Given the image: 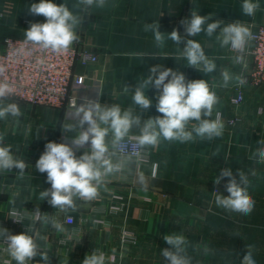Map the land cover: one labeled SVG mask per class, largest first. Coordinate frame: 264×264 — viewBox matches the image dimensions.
<instances>
[{"label":"crops","instance_id":"1","mask_svg":"<svg viewBox=\"0 0 264 264\" xmlns=\"http://www.w3.org/2000/svg\"><path fill=\"white\" fill-rule=\"evenodd\" d=\"M39 2L0 0V46L5 37L25 38L24 32L31 23L45 22L43 16L28 12L32 3ZM52 2L67 4L82 18L75 42L89 47L98 59L74 67L76 74L84 76L83 83L71 86L78 99L75 107L4 101L16 103L21 115L0 119V135L4 144L12 147L15 158L23 160L27 167L23 177L15 169L0 172V227L13 235L38 231L43 237L38 243L42 250L49 251L51 264H82L94 250L104 254L105 264H168L161 252L170 248L164 235L172 233L186 238L192 264H241L247 246L256 264H264V163L254 157L261 147L257 142L264 139V85L247 82L243 87L244 101L239 105L231 101L237 84L235 77L243 72L249 75L252 60L247 56L244 64L234 63L230 47L222 48L216 39L219 29L212 37L206 32L185 37L200 43L205 54L215 60L217 69L213 73L188 67L186 59L180 57L179 47L183 49L184 44L178 47L167 39V33L174 28L185 36L180 21L190 19L193 9L202 16L213 14L214 20L225 24L240 21L253 33L264 23V0H253L259 4L254 16L243 14V0H106L104 7H85L78 0ZM152 22H159L166 34L163 47H157L153 33L144 30L145 23ZM211 22L210 19L208 23ZM157 64L183 72L188 80L205 79L209 83L218 97L212 118L217 112L221 114L222 135L185 143L161 139L157 147L144 146L150 151L151 161L141 166L116 153L111 159L121 163L120 170L105 177L97 199H77L75 211L62 212L40 200V191L51 185L46 182L47 174L36 170L35 162L46 143H66L78 135L79 130L64 131L63 125L79 119L81 106L87 107L93 101L108 106L119 104L121 109L133 108L145 120L161 115L155 108L156 89L150 87L146 92L153 101L146 112L133 104L131 90L123 91L125 85L134 91ZM224 69L233 76L227 87L220 86ZM260 108L263 112H259ZM191 127L189 124V130ZM138 132L133 128L130 135L137 136ZM85 150H76V156ZM224 168L232 169L234 175L241 172L246 176L253 201L249 214L216 205L215 192L228 195V178H223L219 185L214 183ZM121 203H125L122 211L110 210L112 204ZM38 209L41 215L47 213L62 223L65 231L37 222ZM12 212L17 215L11 216ZM123 228L135 233L136 243L121 241ZM37 262L43 264L39 256L28 264ZM0 264H16L3 240Z\"/></svg>","mask_w":264,"mask_h":264},{"label":"clouds","instance_id":"2","mask_svg":"<svg viewBox=\"0 0 264 264\" xmlns=\"http://www.w3.org/2000/svg\"><path fill=\"white\" fill-rule=\"evenodd\" d=\"M79 5L85 7H104L106 0H78ZM259 4L253 0H243L242 12L247 16H254ZM30 15H39L45 18L43 23H31L25 30V42L53 53L67 52L72 44L77 41L76 28L82 23V18L74 14L67 4H56L52 0H40L28 7ZM211 23H208L209 20ZM184 28L185 36L174 28L167 33L170 39L180 49V57L186 59L187 66L204 73H213L217 69L215 60L210 59L204 52L200 43L194 39L201 32H206L212 37L219 29L216 36L222 48L230 47L238 53L233 58L234 63L244 64V52L247 43L253 39L250 28L240 21L225 24L222 20H214L213 14L202 16L196 9L191 11V18L180 21ZM206 25V28H205ZM144 30L151 31L157 47H163L166 34L161 31L159 22L145 23ZM167 55H151L152 58ZM145 57V56H144ZM143 57V58H144ZM3 69H0L2 72ZM222 84L227 87L233 76L227 69L221 71ZM238 84L246 81L241 76H236ZM158 91L155 108L161 115L149 116L146 120L134 113L129 107L121 109L119 104L101 105L93 101L87 107L81 106L75 123L63 125L64 131H78V135L66 143L48 142L44 152L35 162L36 170L47 174L46 182L50 188L40 191L39 198L53 209L62 212L76 210V200L93 201L98 198L99 186L106 176L119 171L121 163H114L111 159L116 150L132 134V129H139L135 137L140 146L157 147L161 139L165 141H179L181 143L201 140H212L223 133L221 114L216 113L213 119V110L218 103V97L205 79L188 80L183 72L172 68H165L157 64L150 68V74L137 83L134 91L127 85L125 93L133 92L132 101L141 112H146L153 104L152 99L146 94L149 88ZM11 94L8 84L0 83V119L9 115L19 117L20 109L16 103L4 101ZM82 114V116H81ZM194 122V123H193ZM85 124L87 127L85 128ZM189 124L192 125L189 130ZM4 137L0 135V172L18 170L21 177L27 167L23 160L16 159L12 147L4 144ZM258 147L254 153L257 162L264 163V139L257 142ZM87 146V147H86ZM81 148L86 150L79 157L75 151ZM216 154H214L215 156ZM223 178H228L224 196L215 192V203L226 210L247 215L253 207L252 198L247 190V178L241 173L233 174L232 169L224 168L216 177L214 183L219 185ZM16 212L11 216L15 217ZM16 222L21 220L14 219ZM36 221L51 224L59 232L65 231L62 223L47 213L41 215L37 210ZM43 239L38 231L29 234V230L20 234H11L6 228L0 227V240L7 245L9 256L16 264H28L39 256L43 264H51L49 251L41 249L38 240ZM164 241L170 246L162 250L161 255L168 264H192L191 257L187 255V240L180 234L164 235ZM39 264V262H37ZM82 264H105V256L94 250L87 254ZM241 264H256L252 252L247 246Z\"/></svg>","mask_w":264,"mask_h":264},{"label":"built area","instance_id":"3","mask_svg":"<svg viewBox=\"0 0 264 264\" xmlns=\"http://www.w3.org/2000/svg\"><path fill=\"white\" fill-rule=\"evenodd\" d=\"M237 52L232 50L231 56ZM249 56L252 67L249 75L241 74L245 79L243 85L236 84L235 94L231 101L235 105L245 99L244 85L247 82L264 85V23L253 32L245 48L244 58ZM98 55L82 42H74L67 52L53 53L30 43L25 38L5 37L0 46V83L8 84L11 94L7 100H20L38 106L75 107L77 96L72 94V84H81L84 76L76 74L74 67L77 63L95 62ZM263 111L262 108L259 109ZM135 135L128 138L116 150V153L130 159L136 166L151 161L150 151L140 146ZM122 199L120 195L115 196ZM125 203L112 204L110 210L122 211ZM102 222V221H99ZM123 243H136L137 237L129 228L121 232Z\"/></svg>","mask_w":264,"mask_h":264},{"label":"rangeland","instance_id":"4","mask_svg":"<svg viewBox=\"0 0 264 264\" xmlns=\"http://www.w3.org/2000/svg\"><path fill=\"white\" fill-rule=\"evenodd\" d=\"M259 112H260V110H259ZM263 112V111H262ZM203 264V263H202Z\"/></svg>","mask_w":264,"mask_h":264}]
</instances>
